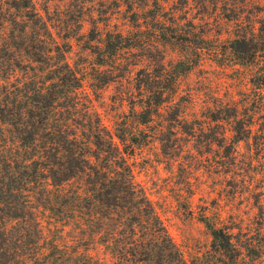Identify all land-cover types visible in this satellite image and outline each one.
Listing matches in <instances>:
<instances>
[{"label":"trees","instance_id":"obj_1","mask_svg":"<svg viewBox=\"0 0 264 264\" xmlns=\"http://www.w3.org/2000/svg\"><path fill=\"white\" fill-rule=\"evenodd\" d=\"M91 1L76 0V11ZM136 4L127 3V34L99 29L95 20L85 33L67 22L54 33L46 6L42 15L32 0H0V124L8 133L0 128V264H264L262 204L244 225L202 213L209 247L188 261L134 173L135 155L149 142L172 158L178 149L193 155L192 139L197 152L217 146L225 172L251 169L248 161L240 166L238 143L264 150V17L240 21L227 44L237 63L255 66L250 95L240 105L207 107L205 121L188 120L175 93L192 64L169 69L162 47L201 41L195 23L166 14L158 0ZM72 39L94 66L132 75L122 90L131 115L114 127L94 107L87 73L68 59ZM180 165L188 170V162ZM38 209L48 212L45 227ZM96 247L108 257L89 252Z\"/></svg>","mask_w":264,"mask_h":264},{"label":"rangeland","instance_id":"obj_2","mask_svg":"<svg viewBox=\"0 0 264 264\" xmlns=\"http://www.w3.org/2000/svg\"><path fill=\"white\" fill-rule=\"evenodd\" d=\"M32 1L42 15H45L43 7L48 8L49 17L45 18L54 33L61 31V28L65 29V22L74 30H77V23H80L79 31L85 33L93 27L95 20L94 25L99 29L107 27L127 34L133 30L126 17L127 3L133 1V7L138 5L136 2L143 3V0H92L84 3L82 11H76V0ZM158 2L163 5L166 14H179L181 23H184L182 17L192 19L195 23L194 36L202 39L189 46L172 43L162 47L163 60L169 69L184 60L192 64L191 69L180 74L177 79L175 101L182 105L184 118L205 121L203 115L207 107H213L219 102H237L240 105L252 90L249 79L255 66L237 63L229 53L227 44L240 21L245 23L248 19L256 25V21L264 17V0ZM224 3L227 7L223 6ZM235 15H239L240 19H227ZM184 28L187 29L188 25H184ZM71 41L73 46L68 59L87 73L86 91L92 97L94 107L103 122L114 127L116 122L131 115L130 105L122 90L124 92L131 87L132 75L121 77L119 70L108 66H94V56L89 50L81 48L74 39ZM125 56L132 58V55ZM0 128H3L2 135L8 137L4 126L0 124ZM193 142V139L189 141V151L193 155L187 154L188 151L184 149H178L172 158L165 157L160 153L159 143L151 141L140 148L134 158L136 181L145 188L168 232L188 261L200 257L209 247L211 237L199 220L202 213L222 223L233 219L244 225L250 224L258 212V204L263 205L264 212V150L257 153L254 149L247 148L245 142L238 143L237 156L245 160L240 166L248 161L246 164L252 167L248 170L249 166L245 165L244 169H240L241 172L232 174L225 172V166L220 165L222 158L217 146L205 147L197 152L196 147H192ZM252 155L254 160L249 161ZM258 156L260 157L256 158ZM184 162L189 163L188 170L185 167V171L180 165ZM37 213L45 227L49 220L48 212L38 209ZM69 228V225L65 226L64 231ZM65 236L69 237L67 234ZM89 252L108 257L100 247L90 249Z\"/></svg>","mask_w":264,"mask_h":264}]
</instances>
